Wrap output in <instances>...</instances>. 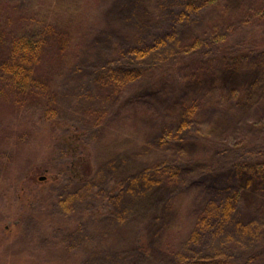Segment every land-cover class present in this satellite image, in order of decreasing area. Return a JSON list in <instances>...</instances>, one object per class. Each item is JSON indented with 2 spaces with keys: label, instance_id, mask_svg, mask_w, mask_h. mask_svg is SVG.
Wrapping results in <instances>:
<instances>
[{
  "label": "trees",
  "instance_id": "obj_1",
  "mask_svg": "<svg viewBox=\"0 0 264 264\" xmlns=\"http://www.w3.org/2000/svg\"><path fill=\"white\" fill-rule=\"evenodd\" d=\"M60 1H64L62 6L59 0H50V3L0 0V106L6 105L11 110L9 114L15 115L8 122L0 117V129L5 132L0 135V141L13 137L15 132L10 131L18 129L19 151L27 154L33 152L27 145L40 146L43 140L51 138L55 152L59 151L63 157L60 165L52 164L53 170L60 177L75 180L79 188L86 185L87 195L96 190L94 182L96 187L102 185L103 192L99 190L98 196L101 208L90 215H79L73 212L76 195H61L58 202L68 224L58 222L57 229L66 234L57 237L60 242L68 241V245L58 247L48 242L37 248L35 241L25 238L19 228L20 221L16 225L19 229L16 239L0 252V264H83L78 261L81 249L88 250L94 258L86 264L96 263L97 244L92 235H87V223L95 218V222L104 226L123 227L131 217L129 223L133 225L134 235L130 249L115 248V253H122L119 259L130 261L128 264H136L134 253L146 250L147 256H142L151 263L154 260L151 249L160 238L151 237L154 227L159 226L158 212L177 215L174 211L179 209L174 200L180 186L178 181L191 172L197 175L195 184L211 185L212 182L224 188L218 201L205 206L206 214L216 219L219 226H229L233 213L240 212L239 206L243 203L251 208L250 212H264V25L252 28L253 21L247 19L249 14L262 19L264 6L252 5L253 0H185L183 7L189 8L187 13L192 15L182 11L167 33L154 43L143 41L141 45L137 30L140 23L134 26L129 12L134 7L145 9V0H91L90 4H78L79 10L74 8V13L66 18L61 11L67 1ZM208 18L214 23L209 24ZM144 19L149 23L153 17ZM74 23L84 30L81 36L70 26ZM244 26L248 31L243 28L246 34L234 41L235 29ZM109 34L111 38L102 37ZM114 37L116 43L110 45L114 43L117 57L108 62L106 57L101 65L99 62L91 65V61L87 69L92 73L85 74L86 67L79 65L82 54L91 53L89 57L98 59L95 49ZM128 37L139 40L126 50L121 45ZM110 53L107 51L108 57ZM181 70L186 72L179 76ZM168 79L169 88L163 84ZM127 84L136 85L129 95L124 93ZM100 95H105L103 101ZM163 97L169 98L165 110L170 109L173 114L168 112L165 118L164 112H158L147 122L150 125L144 131L136 123V116H124L127 105L134 112L136 106L145 102L152 104V99L160 102ZM98 100L103 104L98 106ZM30 106L36 107L38 118L35 116L34 125L39 134L34 129H20L24 120L19 112ZM66 111L82 115L85 128L72 127L67 120L63 131L58 130L65 123L59 119L60 114ZM30 118L33 120V116ZM201 118H211L210 133L200 134L198 141H189L191 126L199 125ZM155 121L159 123L154 128L151 125ZM91 125L105 127L95 147L85 140ZM25 127H29L27 123ZM240 132L245 133L243 139L239 137ZM139 144L142 152L137 156L130 154L127 159L122 151ZM206 145L212 148L208 158L197 161L194 155L197 148ZM1 152L0 157L4 155ZM94 163L95 180L85 178L83 168L94 167ZM53 170L46 161L37 171L50 174ZM17 175L25 177L19 172ZM104 182L108 183L107 190H103ZM140 190L145 193H138ZM129 194L133 195L135 213L127 214V218L113 204ZM37 198L43 199V192ZM103 201H107V206L102 205ZM192 207L195 212H204L202 202ZM51 217L42 220L44 230L49 223H56ZM262 217L251 214L248 219L233 221L235 233L245 241L264 238ZM24 218L23 214L20 219ZM110 235L105 237H116ZM251 246L252 249L255 243ZM101 251L108 263V252ZM226 257L229 253L223 248L211 254L195 255L191 260L181 257L175 264H224Z\"/></svg>",
  "mask_w": 264,
  "mask_h": 264
},
{
  "label": "rangeland",
  "instance_id": "obj_2",
  "mask_svg": "<svg viewBox=\"0 0 264 264\" xmlns=\"http://www.w3.org/2000/svg\"><path fill=\"white\" fill-rule=\"evenodd\" d=\"M47 1L48 3H50V0ZM66 1V8H64L65 11H61V13H63V17L65 18L74 13V8L79 10L80 6H77L78 4L91 3V0ZM145 1V9L141 8V10H136V7H134L129 12V16H133L132 22L134 26H136L137 23H140L137 29L140 32V40H134L128 37V39L123 43V45H121L126 50H128L130 46L134 43V41L137 40H139L138 44L141 45L143 41L148 42V44L154 43L156 39L163 36L170 30V28L175 24L177 16L181 14L182 11L186 13L189 11V8H187V10L183 7V5L185 4V0ZM250 2L252 3V5L259 4L260 6H264V0H253ZM58 3L62 6L64 4V1L61 2L59 0ZM258 10L259 9H257V12ZM187 14L191 13L189 12ZM241 14L244 13L241 12ZM145 16H151L153 17V19L150 20L149 23H147V18L144 19ZM247 16H249L247 18L248 20L250 19L251 21H253L252 28H262V26L264 25V17H262V19H258L259 16L253 14H249ZM247 19L245 18L244 20ZM244 20H242L241 23H243ZM208 21L209 24L214 23V20H210L209 18ZM78 25V23H74L70 26H73V30L75 31V33H78V36H81L84 30L82 28L80 29ZM243 28L248 31L247 26L235 29L234 33L236 34V36L234 34V41L240 39L246 34ZM259 31H262V29H260ZM124 36L125 34L123 35V37ZM102 37L111 38L110 34L103 35ZM77 39H79L80 41L84 40L80 38ZM116 40L117 38L114 37L111 40L107 41L105 44H103V46H96L97 48H94L96 50V55H98V59L89 57L92 56L91 53L82 54L80 59L81 63H79V65H84L86 67V72H84L85 74L92 73L90 70L87 69V66H90L91 61V65H96L97 62H99V65H101L105 61L106 57V62H108V59L117 57V55L114 54V43L110 45V43L112 42L116 43ZM107 51H111V56H107ZM185 72V70L179 71V76L183 75ZM163 84H165L167 88H169L171 82L168 79V81ZM134 86L136 87V85ZM134 86L132 84H127L126 88H124V93L126 95H129L130 90L134 89ZM100 99L103 101L105 99V95H100ZM168 99L169 98L163 97V100L160 102L152 99V104L145 102L141 105H138L136 106L134 112L131 111L133 109L130 108V105L126 104L127 106L124 107V116L126 115L128 117L130 115V118L136 116V120H138L136 123L138 124L139 128L144 131V128L150 125V122H147L152 117H155L158 112H164V114H166L165 118H168V112H171V114H173L170 109L165 110V108H167L165 103ZM102 104L103 102L99 100L97 101L98 106ZM65 105L68 106L67 102L65 103ZM66 109H69V107ZM9 111L11 110L7 109L6 105L0 106V117H4L3 121L7 120L8 122L9 120L15 117V115H13L12 113L9 114ZM35 112V106H30V108L25 107L21 110V112H19V116L22 117V120H24V123L20 124V129H34V131L39 134V129L35 128L34 125L35 118H38V114H35ZM31 116H33V120H31ZM24 118H27L28 120ZM60 118L61 121L65 122L64 124H61L62 126L58 129L60 131H63V128H65L66 124H68L66 123L67 120L72 123V127L74 125H78L79 127L82 126L85 128L83 117L79 113H72L71 111L62 112L60 114L59 119ZM210 120L202 118L198 119L199 125L195 123L191 126L192 132L189 134V141H198V139L201 137L200 134H206L207 131L210 133ZM143 121H145V123H143ZM159 121H155V123L152 122L153 125L151 126L155 128L158 125ZM26 123L29 126L28 128L25 127ZM3 124H6V122H3ZM47 126L50 125L48 124ZM96 128L97 127L95 126L92 127V125L90 127L88 126L87 130L89 132L85 138L86 142H89L91 146L94 147L97 145L99 137L103 136V129L105 127H99L97 129ZM17 131L18 129H16L15 131H10L15 132L14 136L10 138V136L8 135L9 137L0 141V150H2L1 154H4L2 157H0V252H3V250L7 246V243L16 239L15 237L19 233V229L16 225L20 221V230L24 233L25 238H31L32 241H35V247L40 249L39 246H44L48 242H50V244H54V246L59 245L58 247H66L69 242H60L61 240L57 237L58 234H66V232L64 233V230L60 231V229H57L59 223L60 225L65 224V226L68 224L64 216L65 214L62 213L64 211L59 205L58 198L61 195L65 196L70 193H74L77 199L76 203L74 204L73 212H77L79 215L82 213L90 215L89 213L93 214L94 212H98V208H101V206H99L100 200L98 199V196L101 192H103L102 185L96 187L97 183L94 182V187L96 190H92V192L87 195L86 190L84 188L86 187V185H84L82 188H79L76 186L77 184L75 180L68 179L67 176L60 177L57 175V170H53L52 164H54L55 166L60 165L63 162V157L59 155V151L55 152V142L51 138V140H43L40 146L36 143L27 145V148L33 152H28L27 154H25V151H19L21 146L19 145L20 143L16 142L18 138L16 135ZM3 133H5L3 132V129H0V135ZM147 134L150 135V133ZM244 134V132H240L239 137L242 138ZM248 138L249 140H251L249 135ZM49 141L52 143L51 146H48L47 142ZM140 146L142 148V144H139L138 147L136 145H133L132 147H128L127 151L122 152L125 153L124 156L128 159L130 154H132V156H137L140 154L139 152H142L141 150H139ZM211 150L212 148L209 147V145L197 148L196 153L194 154L197 158V161L201 159L206 160ZM26 157H30L31 160L25 161ZM152 160H156V158H153ZM152 160H150V162H153ZM46 161H49L51 163V169L53 170V172H51L50 174L37 171L41 169L42 166H44V163ZM22 164H26L25 168L22 167L24 166ZM94 165L96 164L94 163L93 166ZM95 168H97V166H90V168L85 169L83 168L84 175L86 176L85 178L95 180V177L93 176L95 174V171L93 169ZM17 172L21 173L22 175H25V177L18 176ZM15 174V177L11 176ZM196 177V173L191 172L190 175H186L184 178L179 179L178 184L180 186L179 190L176 191L177 197L174 200L175 207L179 209L174 211L178 212L176 216L169 212H165L164 214L163 211L158 212L160 214V220L158 222L159 226L154 227L156 229L153 231L154 234L151 235V237H160L157 240L158 242L154 241L155 248L151 249L152 251H154V254L152 255L154 260L149 263L148 260L142 256L146 255L147 252L146 250H143L142 253H134L136 254V257L133 260L134 263L175 264L176 261L181 257H185L191 260L193 257H195V255L201 253L211 254L216 252L218 249L225 248V250H227L229 253V257H226L224 259V264H264V238L259 240H241L239 235L235 233L234 224L232 225L233 221L234 223H236L237 221H240L242 219H248L251 214H256L258 218L263 216L261 219H264V212H250L251 208L247 207L246 203H243V205L239 206V210L241 211L233 213L231 217L232 220L230 221L229 226H219L218 221L212 218L209 213L206 214V212L209 204L213 203L211 201H218V199L222 197L224 188H220V186H215L212 182L211 185L195 184L194 181H197ZM39 178L43 179L40 180ZM106 182H104L103 184V186H106L103 190H107L109 188L108 183ZM99 190H101V192ZM42 192L43 199H38L37 197L41 195ZM138 193L143 194L145 193V190H140ZM133 194L134 197L137 196L136 192H134ZM127 200L130 202V204L129 202H127ZM132 201L133 195L129 194L125 198L123 197L121 199V202L118 201L115 205L113 204V206L114 208L119 207L120 211L123 210V212L126 213V217L129 218L127 214H130L131 212L135 213V205ZM201 202L203 204L204 212H195L192 206H200ZM106 204L107 201H103L102 205L107 206ZM205 206H207L206 209ZM104 210L105 209H102V211ZM23 214L25 218L21 220L20 218ZM49 215H52L50 220L55 221L56 225L53 223H49L48 227L44 230V227L41 226V222L42 220H45L46 216ZM132 218L133 217L126 219V222L123 224V227H121L120 225L117 226L116 224L111 226H104L99 224V222H95V218L94 220H90L89 223H87L88 226H85L87 227V235H92L91 239L95 240V243L97 244L96 250L98 251V258L96 260V263L91 262V264H116V261H118V264H128V262H130L119 259L121 258L122 253H115V248L117 250L122 249L123 251L126 249H130L128 248V246L130 245V243H132L133 239L131 238L132 235H134L133 225L132 223H129L130 219ZM148 218L151 217L148 215ZM261 219L259 220L261 221ZM64 220L65 222L62 223ZM162 225L163 228L161 229L160 227ZM194 232H197L195 236L193 235ZM110 234H114L112 236L116 237H105ZM44 235L49 237L50 240L47 241V237H44ZM251 243H255V246H253L252 249ZM104 249H106V251L108 252L107 254L109 255L107 260L108 263L105 262V254H102L101 256V250ZM81 251V255L78 258L79 262L86 264L87 261H94V258L90 256L88 250L81 249ZM85 251H87V253ZM113 254V258L110 259ZM148 254H150L149 251Z\"/></svg>",
  "mask_w": 264,
  "mask_h": 264
}]
</instances>
